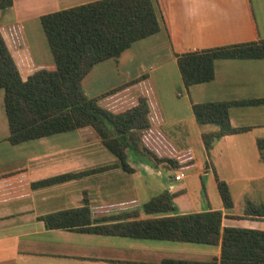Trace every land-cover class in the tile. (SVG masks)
<instances>
[{
	"label": "crops",
	"instance_id": "0c3cea01",
	"mask_svg": "<svg viewBox=\"0 0 264 264\" xmlns=\"http://www.w3.org/2000/svg\"><path fill=\"white\" fill-rule=\"evenodd\" d=\"M94 1L14 0L10 8L0 12V34L22 80L36 70L53 69L44 48L42 54L31 44L43 35L39 17ZM161 7L166 30L160 27L156 34L133 43L117 58L96 64L95 79L102 82V87H95V93L83 88L90 73L80 87L87 98L108 93L98 99L97 105L113 114L134 106L143 97L149 120V129L141 136L143 145L158 158L175 160L179 168L161 170L126 150L132 172L119 168L93 171L116 161L91 129L10 146L6 125L0 130V264H161L163 260L218 259L219 242L205 245L47 229L37 219L84 203L89 208L90 225L159 216L144 214L141 206L165 189L173 194L176 213L220 210L221 227L264 231V219L244 216L243 212L246 201L264 203V157H259L255 147L257 139H264V105L229 109L231 127L250 129L221 137L207 153L200 135L217 128L197 125L190 109L191 104L198 103L264 99V59L215 61L210 82L184 89L174 57L187 51L264 40V27L258 26L250 0H162ZM39 48L42 50L41 45ZM140 59L146 60L144 65ZM166 67H172V80L163 83L152 77L160 70L167 77ZM2 96L0 91V119L4 114ZM179 135L180 140L175 137ZM246 152L252 173L245 172L251 169ZM197 157L204 162L202 173L210 175L214 188V175L227 184L230 195L233 183L239 184L240 208L234 209L231 196L232 206L224 209L217 191V199L210 201L206 195L203 205L191 200L186 184L179 181L185 176L182 170L200 173ZM66 173L76 176L31 187L36 181ZM180 173L182 177L174 180ZM123 213L134 215L102 220Z\"/></svg>",
	"mask_w": 264,
	"mask_h": 264
},
{
	"label": "trees",
	"instance_id": "16d2710c",
	"mask_svg": "<svg viewBox=\"0 0 264 264\" xmlns=\"http://www.w3.org/2000/svg\"><path fill=\"white\" fill-rule=\"evenodd\" d=\"M13 1L0 0V12L10 8ZM161 1L97 0L40 16L38 21L53 69L36 70L24 80L20 78L0 34V90L8 133L6 142L15 146L89 128L116 161L112 166L93 171L119 168L122 172H132L127 165L126 150L142 156L146 162L161 170L178 169L175 160L156 157L141 141V136L149 129L148 107L143 97H139L134 106L113 114L97 105L98 99L108 93L87 98L80 87L81 80L96 64L117 58L133 43L156 34L160 27L166 30ZM174 57L181 84L187 89L210 82L215 61L264 59V40L187 51ZM263 105L264 99L191 104V113L197 125L217 128L214 132L200 135L205 152L221 137L249 131L248 127H231L229 109ZM255 147L259 157L263 158L264 139H257ZM73 176L76 174L66 173L42 179L32 183L31 187L60 182ZM214 181L222 207L229 209L232 200L227 184L216 175ZM172 198L173 194L166 189L150 197L142 204V212L159 216L145 219L90 225V212L85 203L77 208L38 216L37 219L47 229H75L132 239L205 245L219 242L218 259L207 262L163 260L161 264H264V231L221 227L220 210L176 213ZM243 212L244 216L264 219V203L246 201ZM126 214L102 220H119Z\"/></svg>",
	"mask_w": 264,
	"mask_h": 264
},
{
	"label": "rangeland",
	"instance_id": "374dc122",
	"mask_svg": "<svg viewBox=\"0 0 264 264\" xmlns=\"http://www.w3.org/2000/svg\"><path fill=\"white\" fill-rule=\"evenodd\" d=\"M252 8H253V12L255 15V18L257 19L258 22V26H262L264 27V0H250ZM42 34V33H41ZM40 41H33L31 42V44L34 45V47L36 48V50H38L37 52H41L43 54V48L44 51L46 52V56H50L49 51L46 47V42L44 39L43 35H40ZM35 38H33L34 40ZM39 45L42 46V50L41 48H39ZM110 60V59H109ZM146 62L145 59H140V64L144 65ZM173 67V66H172ZM166 67V72H167V77L163 76L164 74L161 73L163 72L162 70H160V72H156L152 75L157 77V79L161 80V82H165L167 83L169 80H172V73H171V68ZM92 72H89V77H87V79L83 82V88L84 90L91 94V93H95V87L99 88L102 87V82L100 80H96L95 79V66L91 69ZM169 71V73H168ZM101 75V72H100ZM160 76H162V78H160ZM1 91V90H0ZM6 127V121L4 119V114L2 119H0V130L2 128ZM176 135V134H175ZM176 138H179V140L181 139V135L179 136H175ZM246 158L248 161V164L250 165V159H249V155L246 152ZM195 163H197L198 168L200 169V173H194L193 170L190 171H185L182 170L181 172L183 174H185L184 178H182L181 181H179L180 183H185L186 184V190L188 192L189 197L191 198V200L195 203H198L199 205H203L206 202V195L209 196L210 201L216 198V187L214 188L213 186V182L212 180H210V175L209 174H204L202 173V169H203V165L204 162L198 160L195 161ZM251 169L246 170L245 172L247 173H252V166L250 165ZM192 173V174H191ZM190 174V175H187ZM151 177H155L154 175H152ZM214 178V176H213ZM155 180V179H154ZM177 182V181H176ZM237 188H239V184L238 183H233V185L231 186V195L235 201V208H240L241 207V201L239 200L241 197L239 196L238 192H237ZM253 193V191H252ZM232 200V199H231Z\"/></svg>",
	"mask_w": 264,
	"mask_h": 264
},
{
	"label": "built area",
	"instance_id": "2783aa9c",
	"mask_svg": "<svg viewBox=\"0 0 264 264\" xmlns=\"http://www.w3.org/2000/svg\"><path fill=\"white\" fill-rule=\"evenodd\" d=\"M182 177V174L180 173V174H175L174 175V177H173V179L174 180H178V179H180Z\"/></svg>",
	"mask_w": 264,
	"mask_h": 264
}]
</instances>
